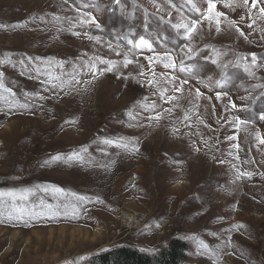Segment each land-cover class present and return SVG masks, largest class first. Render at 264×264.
<instances>
[{
    "label": "rangeland",
    "instance_id": "obj_1",
    "mask_svg": "<svg viewBox=\"0 0 264 264\" xmlns=\"http://www.w3.org/2000/svg\"><path fill=\"white\" fill-rule=\"evenodd\" d=\"M172 240L264 264V0H0V264Z\"/></svg>",
    "mask_w": 264,
    "mask_h": 264
},
{
    "label": "trees",
    "instance_id": "obj_2",
    "mask_svg": "<svg viewBox=\"0 0 264 264\" xmlns=\"http://www.w3.org/2000/svg\"><path fill=\"white\" fill-rule=\"evenodd\" d=\"M185 248V243L178 240H172L168 249L157 255L119 248L102 255L96 264H180Z\"/></svg>",
    "mask_w": 264,
    "mask_h": 264
},
{
    "label": "bare ground",
    "instance_id": "obj_3",
    "mask_svg": "<svg viewBox=\"0 0 264 264\" xmlns=\"http://www.w3.org/2000/svg\"><path fill=\"white\" fill-rule=\"evenodd\" d=\"M202 81H203V80H202ZM202 81H201V82H202ZM205 82H206V81H205ZM205 88H206V87H205ZM197 99H198V98H197ZM136 223H137V222H136ZM126 228H127V227H126Z\"/></svg>",
    "mask_w": 264,
    "mask_h": 264
}]
</instances>
